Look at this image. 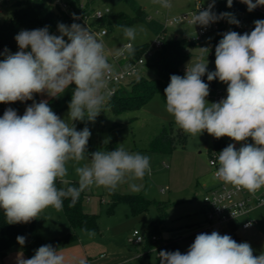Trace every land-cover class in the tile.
<instances>
[{
	"label": "clouds",
	"instance_id": "9594fccd",
	"mask_svg": "<svg viewBox=\"0 0 264 264\" xmlns=\"http://www.w3.org/2000/svg\"><path fill=\"white\" fill-rule=\"evenodd\" d=\"M241 2L249 11L264 6V0ZM152 3L164 9L173 7L171 0ZM214 3L203 11L199 7L191 23L208 26L227 18L229 23L239 24L231 13L217 16L212 11ZM232 4L233 0H227L229 8ZM174 19L180 23L183 17ZM254 24L250 33H224L215 47V71H208L209 48L201 47L200 59L186 66L184 76L171 75L164 89L166 111L183 132L200 136L206 131L217 139L228 137L237 143L251 138L252 144L243 143L238 150L229 144L219 153L212 179L252 194L264 188V20ZM58 30V36L50 34L47 26L22 30L15 36L19 51L0 61V103L33 100L34 94L45 92L58 98L75 85L67 119H61L47 101L34 102L22 116L8 108L0 117V209L8 224L29 223L49 207L62 211L65 199L73 206L81 192L92 186L115 191L127 182L132 192H139L143 185L135 181L151 174L150 157L123 146L97 150L88 163L81 164L91 132L87 126L76 130L73 122L96 121L114 93L110 82L118 75L108 62L103 41L88 27L60 23ZM123 34L129 43L115 55L132 56L137 30L123 27ZM28 48L30 51H25ZM124 71L139 79L133 66L126 65ZM205 74L209 82L218 79L227 85L226 98L207 101ZM70 162L78 187L66 179ZM57 181L65 187L58 188ZM17 242L23 246L25 237L18 236ZM158 254L160 264H264V252L256 256L249 243H237L217 231L198 234L186 254L178 250ZM17 264H65V257L51 245H43L31 258L19 253ZM79 264L86 261L81 259Z\"/></svg>",
	"mask_w": 264,
	"mask_h": 264
},
{
	"label": "rangeland",
	"instance_id": "374dc122",
	"mask_svg": "<svg viewBox=\"0 0 264 264\" xmlns=\"http://www.w3.org/2000/svg\"><path fill=\"white\" fill-rule=\"evenodd\" d=\"M136 1L144 8L149 17L162 21L165 17L187 12L194 7L198 0H171L173 5L171 9H164L158 4H153L152 0ZM201 1L206 2V0ZM84 2L85 0H82L81 4ZM104 6H109L111 13L118 9L129 11L123 4L110 6L101 0H90L88 8L93 7L94 10L104 8ZM11 8L9 0H0V21L9 15ZM74 23L85 27L82 22ZM71 24L64 25L71 26ZM128 27L137 30V38L132 41L133 45L143 42L151 43L156 39V36L144 24L138 23ZM50 34L60 35L58 28ZM164 35L167 39L180 36L195 37L196 31L192 24L173 23L166 26ZM99 39L105 45L108 62L114 67L112 58L116 56V50L128 42L124 37L123 28L108 30ZM209 42H213V32L205 33L202 36V44L191 49L190 58L182 66L183 72L189 63H195L200 59V48L206 47ZM206 59L208 71H215V57L207 56ZM141 73L146 77H151L154 75V70L147 68ZM226 89L227 85L216 79L215 87L209 86L207 101L209 103L219 102L213 98L217 90L224 91L226 95L222 99L226 98ZM40 100L38 95L34 96L33 100L24 101L17 114L22 116L28 106L34 102L39 103ZM68 111L67 106L59 109L56 114L61 119H67ZM103 111L94 123L86 120L73 122L78 131L85 126L89 128L91 132L89 144L95 149L85 153L86 159L81 164L89 162L91 153L97 150L105 151L104 146L110 142L112 135L116 134V148L123 146L129 152L150 157L151 174H146L143 180L135 181V183L143 185L141 191L135 193L153 200V202H150L145 209L138 213H132L128 204L124 202H119L114 206L112 212H108V189L102 186H92L85 190L87 196L83 205L87 212L98 214V231L73 230L63 211H56L49 207L36 219L38 234L42 238H46L61 237L67 233L76 232V239L55 247L51 245L64 255L65 264H79L81 259L85 260L86 264H136L138 261L136 256L141 254L145 241L141 245H135L128 241V237L134 229H137L146 238L151 231V223L157 221L162 213L156 204L160 202L165 217L156 232L157 239L159 242L167 238L176 239L186 254L195 240L194 231L197 224L204 218V215L202 216L203 195L208 187L218 183V180L212 179V171L208 164V147L212 143L213 136L206 131L200 136L199 134L192 136L179 129L174 118L167 113L165 102L158 93H155L137 109L115 113L106 105ZM0 117L2 116L0 115ZM163 127L176 137L175 146L171 152H156L150 147L152 138ZM181 132L186 137L184 145L181 144L180 138L177 136ZM222 139L228 144H235L237 150L243 143H254L251 138L240 143L228 137H222ZM166 165L168 166L165 167ZM68 168L69 174L66 179L78 181L71 162ZM115 192L134 193L130 190L127 182L120 184ZM251 214L256 228L239 229L238 236L243 242L249 243L254 250V255L258 256L264 252V205L253 209ZM90 233L92 234L90 235ZM21 252L23 258L28 259L34 256L36 251L29 254L21 245H12L4 251L3 255L0 254V264H17V256ZM155 256L156 252L154 251L150 252L149 257L142 255L141 264H155Z\"/></svg>",
	"mask_w": 264,
	"mask_h": 264
},
{
	"label": "trees",
	"instance_id": "16d2710c",
	"mask_svg": "<svg viewBox=\"0 0 264 264\" xmlns=\"http://www.w3.org/2000/svg\"><path fill=\"white\" fill-rule=\"evenodd\" d=\"M7 1V0H6ZM11 2V10L9 15L0 21V46H5L8 53H16L19 51L18 44L15 40V36L22 30H35L48 27L49 33L58 28L60 23H74L78 22L73 16V13L91 11L93 7L88 8L90 0H85L84 4H81L82 0H9ZM110 6H119L123 4L129 9L124 11L118 9L117 11L110 12L103 15L101 18L96 19L93 25L96 28H105L106 31L113 28H123L132 26L134 24H144L145 27L151 31L156 37L161 38V44L159 47L153 49L150 57L145 60L146 68H152L154 75L146 77L142 73L139 75V79L136 77L128 80L127 82L120 83L113 95L106 104L112 112H122L131 109L140 108L149 98L155 93H158L163 101L164 89L170 83L171 75L184 76L185 72L182 71V66L187 62L191 56V49L202 44V40L193 39L192 37L180 36L171 39L165 38V27L162 21L151 18L146 11L136 0H101ZM255 3V0H253ZM82 6V7H81ZM109 7V6H108ZM110 8V7H109ZM212 11L219 16L221 13H231L236 20L243 17L252 29L247 31L250 33L254 27L256 20H264V13L257 9L252 11L248 10L246 4L233 0L232 7L227 6V0H215ZM225 20L229 23L227 18H221L217 21L221 22ZM233 28L236 24L229 23ZM240 33L239 31H236ZM246 33V32H245ZM241 34V33H240ZM244 34V33H243ZM221 31H215L213 33V42L217 46L220 39L223 38ZM135 53L129 56L131 60L137 59L144 55V53L150 48L149 42H143L133 45ZM30 49V48H28ZM205 83L209 86L215 87V80L209 82L207 80V74L202 77ZM75 85H70L66 91L58 98L51 97L47 100L51 109L57 113V111L63 107H67L71 101L73 90ZM36 94H34L35 96ZM33 96V97H34ZM24 102L9 103L6 108L0 107V115L3 116L4 111L8 108H12L18 111ZM179 140L184 145L186 137L181 132L178 133ZM116 134H113L110 142L104 146L105 151L116 149ZM176 137L172 136V133L166 130L165 127L155 135L151 142L150 147L156 152L166 153L171 152L175 146ZM229 144L222 138L212 137V143L208 147V156L214 151L219 154ZM95 150L88 141L87 152ZM86 152V153H87ZM71 186L78 187L77 181H70ZM57 187H65L57 181ZM108 212H112L113 208L119 202L128 204L132 213H138L145 209L153 200L147 199L140 194L134 193H118L108 190ZM86 197V192L83 191L80 194L79 199L73 206H69L70 199H65L63 203V214L73 230L81 231H98V214L87 212L83 208V202ZM158 209L162 212L157 221L151 223V231L145 238L143 249H150L156 245L155 264H160L159 252H175L180 251L182 254L185 252L181 249L176 239L167 238L162 242L158 239L152 241L151 236L156 235L160 222L164 219V211L161 209L162 203H156ZM232 232L229 234L237 243L243 241L236 232V224L232 226ZM25 237V244L23 249L31 254L35 252L40 246L52 245L53 247L67 243L77 238L75 231L67 233L61 237H46L42 238L36 228V219L29 223H16L8 224L4 211L0 209V254L3 255L4 251L12 245L19 244L17 237ZM20 245V244H19ZM149 257L150 252L144 254ZM141 257L137 258L136 264H141Z\"/></svg>",
	"mask_w": 264,
	"mask_h": 264
},
{
	"label": "built area",
	"instance_id": "2783aa9c",
	"mask_svg": "<svg viewBox=\"0 0 264 264\" xmlns=\"http://www.w3.org/2000/svg\"><path fill=\"white\" fill-rule=\"evenodd\" d=\"M59 0H57L58 2ZM241 2V0H238ZM213 0H206L203 3L201 0L195 2L193 8L184 12L182 14H178L172 17H165L162 20L164 27L167 25L177 23L174 18L183 17V20L180 23H191L192 14L197 12L199 7L201 11L206 10L210 3ZM82 7V6H81ZM255 9L264 13V6H257ZM110 13V8L108 6H104V8H97L91 11H83L73 13L72 16L78 21L82 22L85 27H88L93 33L97 35L98 38H101L103 35L107 33L105 28H96L93 25V22L101 18L103 15ZM239 24H236L235 28H233L229 23L225 20L219 22L215 21L210 23L208 26H201L199 24L193 25L195 27L196 36L192 37L193 39L202 40V36L207 32H215L221 31L223 34L228 31H239L241 34L250 31L252 29L251 24H249L243 17L238 19ZM126 43H129L126 42ZM125 43V44H126ZM161 44V38L156 37L151 43L150 48L142 55L141 57L131 60L128 54H124L123 56H115L112 58L114 64V70L118 75L117 79H113L110 82V89L116 90L117 86L120 83L127 82L128 80L134 78L135 76L130 75L129 73L124 71L126 65L133 66L138 75L146 68L145 60L147 57H150L153 49L159 47ZM124 45V44H123ZM209 48L208 57H215V47L214 42H209L206 46ZM25 51H30V49H26ZM8 53L5 46H0V57L6 56ZM15 54V53H12ZM186 72V68L184 69ZM226 93L222 90H217L213 95L215 101H220ZM9 103H0V107L6 108ZM218 155L216 152H212L208 156V164L211 168L212 174L218 168ZM264 200V188H261L255 194L249 193L247 190H237L230 184H225L221 181H218L216 185L208 187L206 192L203 195V221L200 222L197 228L194 231V234L197 236L201 233L211 234L213 231L219 232L221 235H229L232 232V225L236 224V232L239 229H246L253 225V219L250 216V211L262 205L261 201ZM233 214V215H232ZM246 227V225H249ZM157 239V236L152 235L151 240L154 241ZM128 241L135 245H141L145 241V237L137 230L134 229L131 235L128 237ZM156 252V247H152L151 249H142L141 254L136 256V258L141 257L147 252ZM103 256V254H100Z\"/></svg>",
	"mask_w": 264,
	"mask_h": 264
},
{
	"label": "crops",
	"instance_id": "0c3cea01",
	"mask_svg": "<svg viewBox=\"0 0 264 264\" xmlns=\"http://www.w3.org/2000/svg\"><path fill=\"white\" fill-rule=\"evenodd\" d=\"M3 59H5V57L4 56H1L0 57V61H2ZM40 96V102L41 101H47L48 99H50L51 97L50 96H48V94L45 92V93H40V94H36L35 96ZM168 165H166L165 167H167ZM87 196V195H86ZM264 204H262V205H260V206H263ZM260 206H257V207H260ZM257 207H255V208H257ZM83 208H85L84 207V205H83ZM255 208H253V209H255ZM252 209V210H253ZM85 210V209H84ZM202 210H203V205H202ZM252 210L250 211V216L252 217ZM86 211V210H85ZM89 212V211H88ZM202 212V211H201ZM202 216H203V213H202ZM252 219H253V217H252ZM203 220H200L199 222H198V224L200 223V222H202ZM197 224V225H198ZM249 228H253V229H255L256 228V224H255V221L253 220V225L252 226H250ZM246 229H248V228H246ZM238 233V232H237ZM257 233H260L259 231H257Z\"/></svg>",
	"mask_w": 264,
	"mask_h": 264
}]
</instances>
